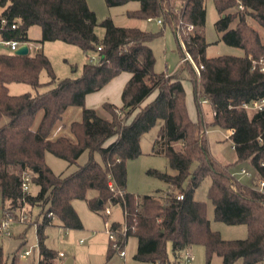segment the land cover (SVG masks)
Listing matches in <instances>:
<instances>
[{
	"label": "trees",
	"instance_id": "1",
	"mask_svg": "<svg viewBox=\"0 0 264 264\" xmlns=\"http://www.w3.org/2000/svg\"><path fill=\"white\" fill-rule=\"evenodd\" d=\"M115 7L139 2L137 10L129 11L132 19H162L164 26L174 30L182 55L180 73L167 75L155 71L156 58L150 43L160 33H149L137 27H118L111 19L98 22L87 0H0V30L4 41L16 40L29 44L28 32L40 26V43L60 41L79 47L85 54L97 52L96 64H85L78 78L58 79L50 59L42 49L20 56L0 54V196L4 216L18 218L23 210L41 208L36 223L39 261L37 264H66L60 254L46 246V229L54 219L69 230L83 229V223L73 206L75 200H86L90 209L104 212L107 203L119 205L124 224L112 222L111 229L123 239L138 238L135 259L147 264H171L168 245L175 258L193 245L206 249V264L214 256L222 264L264 263V192L242 184L233 177L231 167L247 163L264 179V110L244 109L264 98V72L253 69V61L264 59V43L248 19L253 18L264 28V0H213L220 15L216 29L222 41L242 49L244 56L207 57L205 38L206 0H182L180 9L173 0H105ZM243 7V9L241 8ZM236 22V25H232ZM16 24V28L12 25ZM105 29L100 39L96 26ZM188 26L194 30L189 31ZM180 29L183 47L178 37ZM187 53L198 67V75ZM49 81L43 84L41 73ZM122 73H130L122 92V106L106 102L103 110L86 106V97L104 89ZM185 80L193 85L198 119L189 112ZM22 83L43 93L11 95L9 85ZM156 97L145 102L155 93ZM207 99L214 115L211 127L233 130L232 142L237 159L233 164L218 162L210 152L201 100ZM81 107L83 119L71 124L72 138L50 137L69 107ZM43 118L34 130L39 112ZM6 121L4 122V120ZM159 121L162 126L154 142L152 154L168 158L175 175L150 170L165 181L169 191L164 196H138L127 192V161L142 155V137ZM112 139L114 141L110 142ZM264 140V139H263ZM88 151L89 160L74 172L56 175L46 162V153L76 163ZM100 154L102 163L94 158ZM32 174L39 187L36 195L23 191L24 177ZM211 178L208 197L214 205L217 221L228 225H247L249 235L244 240H224L213 231L207 217V205L195 198L201 183ZM112 180L116 191H112ZM187 184V186H185ZM92 195L89 196V193ZM183 194V199H178ZM3 216V217H4ZM116 250L110 241L109 258ZM0 264H7L0 251ZM11 264H23L15 256Z\"/></svg>",
	"mask_w": 264,
	"mask_h": 264
},
{
	"label": "rangeland",
	"instance_id": "2",
	"mask_svg": "<svg viewBox=\"0 0 264 264\" xmlns=\"http://www.w3.org/2000/svg\"><path fill=\"white\" fill-rule=\"evenodd\" d=\"M178 10L182 6V0H173ZM89 8L96 13L99 23L106 19H111L118 27H137L149 33H161L156 37L150 46L154 52L156 62L155 71L158 73H166L171 76L180 73L182 67V55L179 49V43L170 25L164 26L159 24L160 18H155L153 21L132 19L128 17L129 11L137 10L140 7L139 2H130L122 6L109 7L105 0H87ZM3 9L0 8V14ZM206 25L204 29L207 47V57L215 58L224 55L241 56L244 55L242 49L227 45L222 41V34L216 29V22L220 15L216 9L213 0H206ZM249 24L259 31L261 40L264 43V28L258 21L253 18L248 19ZM236 22L232 25L234 27ZM96 33L100 39L105 36V29L101 25L96 26ZM31 42L28 46L32 54L36 53L40 47L50 59L53 66V71L58 79L64 78H78L83 74V67L85 64H96L99 61L97 52L85 54L79 47L69 45L64 42L54 41L40 43L42 38V29L40 26H33L28 32ZM13 53L4 41L0 34V54ZM49 75L43 71L40 80L43 84L49 81ZM186 97L189 111L193 117L198 118L197 106L194 100L193 85L190 81L185 80ZM50 87L43 85L38 90L32 88L30 85L22 83H13L9 85L11 95H21L24 93H43L49 90ZM202 105L203 116L206 128L209 130L208 139L210 141V152L213 157L222 164L235 163L237 156L235 150L232 148V141L226 139L229 134L227 130L215 129L211 127L214 115L212 107L209 103ZM252 112V111H250ZM39 113H43L42 111ZM39 113L37 116H39ZM40 114V115H41ZM108 115V113H107ZM109 117V115H108ZM36 117V126L38 128V121ZM6 119L4 120V122ZM68 126L70 120L64 121ZM59 124V123H58ZM35 125V124H34ZM162 126V121L148 133H146L141 140L142 155L136 159L127 161V192L136 194L138 196H164L169 191V185L149 173L150 170H157L163 173L175 175L177 171L170 166L168 158L163 155L152 154L154 142L159 136V131ZM57 127V126H56ZM70 133L61 136H68L72 138L71 126ZM52 140V136L50 137ZM46 162L56 175H67L84 165L90 158V153L85 151L78 161L72 165L68 162L56 157L52 153H46ZM94 158L102 163L100 154L95 153ZM242 169L255 174V171L247 163H238L231 167L232 174L235 175L242 184L251 186L252 180L241 175ZM211 185V178H206L195 192V198L203 201L207 205V217L211 223L213 231L219 232L224 240H244L248 238L249 229L247 225H228L224 222L217 221L214 214V205L208 197V191ZM187 186V184H185ZM39 192V187L35 184L31 185L30 194L36 195ZM92 192L89 193V196ZM73 206L76 209L79 217L83 223V229L69 230L62 226L59 220L54 219V225L46 229V246L58 254L63 253L61 257L63 262L72 260L73 264H147L139 262L135 259L138 250V238L130 236L123 247L126 252L125 258L115 251L111 258L108 255V248L110 244L109 227L107 224L112 222H119L124 224V213L119 205H112L107 203L106 206L111 207L112 214L107 216L104 212L92 211L86 200H75ZM29 218L27 221H19L21 218H14L11 224L12 235L7 237L0 234V251L7 264H11L15 256L28 264H37L39 260V248L36 223L38 222V215L41 212L39 206L31 209H25ZM1 196H0V219L3 218ZM31 250L32 254L25 256L24 252ZM168 254L171 264H206V249L201 244H196L182 252L179 258H175L172 252V246L168 245ZM190 256L189 260L188 257ZM187 257V258H186ZM192 258V259H191ZM223 260L219 256H214L212 264H222ZM235 264H244L242 259H239ZM264 264V263H262Z\"/></svg>",
	"mask_w": 264,
	"mask_h": 264
},
{
	"label": "built area",
	"instance_id": "3",
	"mask_svg": "<svg viewBox=\"0 0 264 264\" xmlns=\"http://www.w3.org/2000/svg\"><path fill=\"white\" fill-rule=\"evenodd\" d=\"M241 8L243 9V7H241ZM153 20L154 19H152V18L148 19V21H153ZM158 23L162 24L163 23L162 19H159ZM7 25H8L7 20L3 19L1 21V23H0V30H3ZM16 27H17L16 24L12 25L13 29L16 28ZM188 30L189 31H193L194 27L193 26H188ZM178 37L181 40V43H182L183 47L185 48V45H184V43H183V41L181 39L180 29L178 30ZM7 44L9 45L11 51L13 53H15V51L20 46L24 45L25 43H20V42H18L16 40H12V41H8ZM40 49H41V47H40ZM187 59H189L193 63L195 70L197 71L198 75H200V73H201L200 70L203 68V66L198 67L195 64V62L193 61L192 57L188 53H187ZM257 68H259L260 71L264 72V59L263 58L253 61V69H257ZM202 103L203 104H207V103H209V101L207 99H203ZM242 107L244 109H246V110H249V111H262V110H264V98L260 99V100H255V101H253L250 104H243ZM213 114L215 115L216 113L213 112ZM205 132L208 134L209 130L205 129ZM234 133H235V131L230 130L229 134L226 135V139H229V140L232 141L231 137H232V135H234ZM263 139L264 138L262 136H260L258 138L260 143H262L264 141ZM232 148L235 149V145H234L233 142H232ZM260 167L264 169V161L260 162ZM254 171H255V174L247 171L246 169H242L241 175L243 177H246V178H249V179L252 180V184H251L250 187H252L253 189H255V190L259 191V192H264V179L257 175V171L255 169H254ZM232 175H233L234 178H236L234 174H232ZM32 177L33 176L30 173H27L25 175V177H24L23 191L26 192V193H30L31 185L33 184ZM109 186H110L112 191H116L115 190L116 189L115 184H114V182L112 180H110ZM177 198L181 200V199L184 198V195L183 194H178ZM104 214L107 215V216L111 215L112 214L111 207H107L105 209V211H104ZM20 218L21 219L19 221H27L28 220L29 216H28V214L26 213L25 210H23L21 212ZM13 221H14V218L9 216V215L4 216L3 218H1L0 219V234H2L4 236H7V237L11 236L12 235L11 224H12ZM111 225H112V223L111 224H107V226L109 227V238H110V241L112 243V247L120 254V256L122 258H125L126 252L123 250V247H124L123 242L125 241L124 237L126 236L127 230H126V228L123 227V230H122L123 239H120L118 234L111 229ZM31 254H32L31 250H27V251L24 252L25 256H29ZM60 256L62 257V256H64V254L60 253ZM187 257H188V260H189L190 256H187Z\"/></svg>",
	"mask_w": 264,
	"mask_h": 264
},
{
	"label": "crops",
	"instance_id": "4",
	"mask_svg": "<svg viewBox=\"0 0 264 264\" xmlns=\"http://www.w3.org/2000/svg\"><path fill=\"white\" fill-rule=\"evenodd\" d=\"M244 55H245V53H244ZM244 55H241V56H244ZM131 77H132V75L130 73H122L121 75H119L118 77L113 79L101 91L88 95L86 97V106L88 108L97 109L102 115L108 117L107 113L103 110V105L106 102H108V103H112V104H114V105H116L118 107H121L122 104H123V102H122V92L124 90V87L128 83V81L131 79ZM157 93L158 92H155L145 102V104L151 102L156 97ZM40 114L41 113H39V116H37V119H38L37 121L39 122L38 125L40 124V122H41V120L43 118V113L41 115ZM190 115H191V113H190ZM191 117L195 121H197V119H198V118H195L196 116L193 117V115H191ZM66 119L70 120L69 126L66 123H64V121H66ZM82 119H83V109L81 107H76V106L69 107L66 110V112L64 113L62 120L59 122V124H57V127L55 128V130L53 132L52 138L56 139V138L60 137L63 134L70 133L68 131H69V127L71 126V124L73 122H81ZM34 126H36V121H35V125ZM114 140L115 139H112L111 141H109V143L114 141ZM20 261L23 264H28V263H25V261H22V260H20ZM72 264H73V262H72Z\"/></svg>",
	"mask_w": 264,
	"mask_h": 264
},
{
	"label": "water",
	"instance_id": "5",
	"mask_svg": "<svg viewBox=\"0 0 264 264\" xmlns=\"http://www.w3.org/2000/svg\"><path fill=\"white\" fill-rule=\"evenodd\" d=\"M29 52H30L29 46L27 44H24L15 51V54L20 56H25L28 55ZM72 262H73L72 260H68L66 261V264H72Z\"/></svg>",
	"mask_w": 264,
	"mask_h": 264
}]
</instances>
